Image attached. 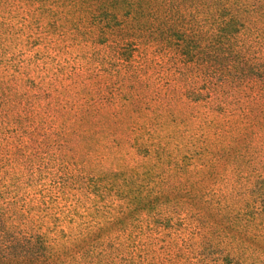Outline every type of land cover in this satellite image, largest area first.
Listing matches in <instances>:
<instances>
[{
    "label": "trees",
    "instance_id": "trees-1",
    "mask_svg": "<svg viewBox=\"0 0 264 264\" xmlns=\"http://www.w3.org/2000/svg\"><path fill=\"white\" fill-rule=\"evenodd\" d=\"M158 1L0 0V264H264V0H202L203 32L173 29L187 105L208 109L204 151L225 176L215 221L192 158L173 160L197 151L191 133L163 130L171 118L93 115L79 94L90 86L63 72L66 42L90 61ZM144 39L110 43V59L131 65ZM193 214L215 226L213 246Z\"/></svg>",
    "mask_w": 264,
    "mask_h": 264
},
{
    "label": "rangeland",
    "instance_id": "rangeland-1",
    "mask_svg": "<svg viewBox=\"0 0 264 264\" xmlns=\"http://www.w3.org/2000/svg\"><path fill=\"white\" fill-rule=\"evenodd\" d=\"M258 1L252 0L251 3ZM201 4L202 0H172L169 2L168 0H159L155 7L157 12L155 18L133 15L127 19L129 24L123 31L116 32L110 43L127 39L135 33L137 36H144L145 39L140 42V48L135 53L131 65L126 66V64L112 62L110 58L113 57L114 50L110 43L98 45L97 51L92 50L90 61L82 60L76 63L74 58L78 57L79 50L74 49L69 42H66L58 59L62 58L63 72L79 75L80 80L90 86V88L87 87L86 92L82 91L79 94L82 95L81 98H84L86 105L95 107L91 110L93 115L128 116L133 117L138 123H143L145 119L163 122V120L171 118L174 120V124H166L161 127L163 130L174 131L177 129L185 135H188L185 130L191 133L189 135L197 142V151L190 150L187 144L183 146V149H176L177 144H174L171 146V150L176 149L173 160L176 163L181 161L186 163V158H192L188 161L195 166L194 172L191 173V179L193 182L200 181V188H202L201 195L198 197L204 204L201 214L204 215L208 207L212 212L210 220L215 221L220 184L225 176H222L223 172L219 171L218 164H216L215 149L204 151L205 139L213 137V133L203 124V120L209 113L208 109L194 105V110L187 105L189 100L187 99L186 83L191 80L192 76H190L185 59L176 45L178 43L175 41L173 32L175 28L189 29L190 27L186 26L189 21H193L192 29L194 31L203 32V16H201L203 5ZM12 17H17L15 22L22 19V23H24L26 14L24 16L9 15V20ZM147 22L150 24L149 27L145 24ZM144 26L147 28L143 29ZM191 117H195L197 120L193 126L187 129L177 123V121L184 122ZM158 128L160 127L158 126ZM115 147L114 145L110 146L107 152L111 154ZM125 160L122 158L120 163L123 164ZM88 209H92V206L89 205ZM198 216L199 214H193V220H190V223L205 229V232L209 231L212 237L208 238L207 233L199 237L205 244L209 243L213 246L215 226L210 222L207 223L206 220L194 224L195 218ZM157 250L159 252V247ZM214 259V255L211 254L209 262L214 263Z\"/></svg>",
    "mask_w": 264,
    "mask_h": 264
}]
</instances>
